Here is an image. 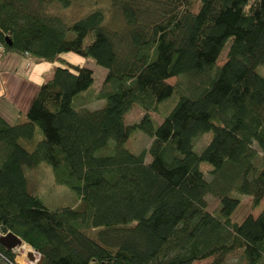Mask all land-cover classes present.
Here are the masks:
<instances>
[{"label": "trees", "instance_id": "1", "mask_svg": "<svg viewBox=\"0 0 264 264\" xmlns=\"http://www.w3.org/2000/svg\"><path fill=\"white\" fill-rule=\"evenodd\" d=\"M70 5L0 0V48L59 62L23 117H0V232L30 245L41 264H230L234 256L232 264H264V208L231 219L243 196L252 207L264 199V0H111L119 28L98 8L70 23L52 9ZM66 52L106 69L101 107L73 106L94 75ZM174 96L154 126L151 113ZM135 105L144 114L127 124ZM137 129L151 142L134 152L125 143ZM42 162L76 192L75 205L51 210L30 192L24 169ZM200 162L213 167L211 179ZM223 170L229 188L216 183ZM208 195L218 199L213 210ZM15 258L0 244V264Z\"/></svg>", "mask_w": 264, "mask_h": 264}, {"label": "rangeland", "instance_id": "2", "mask_svg": "<svg viewBox=\"0 0 264 264\" xmlns=\"http://www.w3.org/2000/svg\"><path fill=\"white\" fill-rule=\"evenodd\" d=\"M96 8L101 9L105 13V24L107 26L111 28H119L124 24L122 15L120 13L115 12V9L112 8L111 0H71V5L68 7L65 8H60L58 6L52 7V9L57 14H61L62 16L65 17V19H67L66 20L67 23L75 21L77 18L87 14L88 12ZM227 47L228 45L226 44L223 50L221 51L218 61L219 65L222 64V62L226 57ZM61 56L69 62L84 65L93 70L94 82L92 86L88 90L81 92L80 94L75 96V98L73 99V106L75 107V109L79 108L80 106L89 109H95L101 107L104 104V100H98L96 95L103 85L106 69L96 64L91 58H86L78 54H75L73 52L62 53ZM37 63H40L45 73L49 72L50 74L52 72L53 67L58 65L59 62L51 63L47 61H40ZM258 72L264 73V65L258 67ZM183 79H184L183 77H181L180 79L171 78L168 80V82L171 84L174 83L183 84ZM42 81L38 83L36 90L34 91V93H32L33 94L32 97L35 95ZM175 103H176V97L175 96L171 97L162 105L163 108L160 109L161 110L160 113H156V112L151 113V118L154 126L158 125L161 122L164 113H167L168 109L170 110V108H172V106H174ZM143 114L144 112L142 108L139 105H135L132 108V110L126 114L125 122L127 124L138 122L142 118ZM38 131L39 130L37 129V132ZM39 133L37 134L38 139L41 137ZM211 137H212V132L203 133L196 141L194 149L197 152L202 151L204 146H206V144H208V142L210 141ZM150 142H151V137L148 134H146L144 131L137 129L129 137V139L125 143V147L134 152H139L142 149H147L150 145ZM112 143L113 142H110L109 147L112 146ZM100 152L107 153V149L102 150ZM147 160L149 161L150 157H147ZM199 168L204 172L206 179L208 180L211 179V174L209 173V170L213 168L212 166H210L206 162H200ZM24 173L28 181L30 192L37 194L49 209L51 210L59 209L66 206H73L77 203L78 196L76 192L68 188L67 186L57 185L53 178L52 169L47 163L42 162L32 169L25 167ZM218 180L219 181L216 180L217 184L229 188V184H230L229 173L227 171L223 170L222 174L219 175ZM207 200L210 210L215 209L216 206L218 205V199H216L213 196L208 195ZM263 208H264V199L260 202L258 206L252 207L251 197L243 196L241 198L240 203L233 211L231 215V219L234 222H240L248 214H251L252 216L255 217L262 211ZM15 253H16L15 261L17 264H35L34 261H30L28 256L29 253H33L35 259H37L39 256V254L35 252L32 247H31V252L29 253L23 251L20 248H17L15 250ZM210 261H211L210 259L209 260L207 259L204 261L194 262L193 264H208ZM236 261H238V256L230 257L228 260L230 264Z\"/></svg>", "mask_w": 264, "mask_h": 264}, {"label": "crops", "instance_id": "3", "mask_svg": "<svg viewBox=\"0 0 264 264\" xmlns=\"http://www.w3.org/2000/svg\"><path fill=\"white\" fill-rule=\"evenodd\" d=\"M48 74L28 56L0 48V117L9 124L15 123L19 115L23 117L34 97L32 93Z\"/></svg>", "mask_w": 264, "mask_h": 264}, {"label": "water", "instance_id": "4", "mask_svg": "<svg viewBox=\"0 0 264 264\" xmlns=\"http://www.w3.org/2000/svg\"><path fill=\"white\" fill-rule=\"evenodd\" d=\"M5 40L9 43V39L7 37L5 38ZM0 244L7 250H15L23 245V241L12 232H0ZM28 256L30 261H34L35 264H41L43 261V256L41 254H39L37 259H35L33 253H29Z\"/></svg>", "mask_w": 264, "mask_h": 264}, {"label": "bare ground", "instance_id": "5", "mask_svg": "<svg viewBox=\"0 0 264 264\" xmlns=\"http://www.w3.org/2000/svg\"><path fill=\"white\" fill-rule=\"evenodd\" d=\"M19 248L22 249L25 252H28V253L31 252V247L29 245H27V244L23 243V245L21 247H19Z\"/></svg>", "mask_w": 264, "mask_h": 264}, {"label": "built area", "instance_id": "6", "mask_svg": "<svg viewBox=\"0 0 264 264\" xmlns=\"http://www.w3.org/2000/svg\"><path fill=\"white\" fill-rule=\"evenodd\" d=\"M16 250V249H15Z\"/></svg>", "mask_w": 264, "mask_h": 264}]
</instances>
